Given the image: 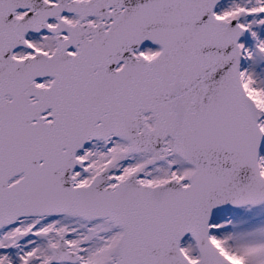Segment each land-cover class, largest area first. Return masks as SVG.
Wrapping results in <instances>:
<instances>
[{
    "label": "snow or ice",
    "instance_id": "snow-or-ice-1",
    "mask_svg": "<svg viewBox=\"0 0 264 264\" xmlns=\"http://www.w3.org/2000/svg\"><path fill=\"white\" fill-rule=\"evenodd\" d=\"M0 264H264V0H0Z\"/></svg>",
    "mask_w": 264,
    "mask_h": 264
}]
</instances>
